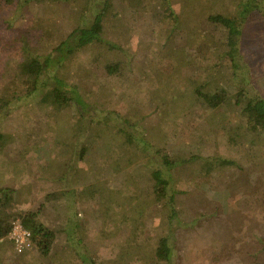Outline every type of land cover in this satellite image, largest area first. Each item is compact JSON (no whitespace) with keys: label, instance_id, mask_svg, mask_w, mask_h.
<instances>
[{"label":"rangeland","instance_id":"obj_1","mask_svg":"<svg viewBox=\"0 0 264 264\" xmlns=\"http://www.w3.org/2000/svg\"><path fill=\"white\" fill-rule=\"evenodd\" d=\"M159 1L135 7L126 0L26 6L0 0V97L11 99L0 109V189H14L10 221L40 210L38 221L57 234L47 254L37 248L18 254L9 238L2 239L0 264H83V255L97 264H156L158 240L172 223L170 209L143 174L132 176L136 163L148 164L149 153L126 143L119 119L108 126L90 123L108 111L147 116L143 124L157 147L229 157L242 166L206 173L198 162L174 171V188L183 192L173 222L179 224L175 264H264V133L241 139L248 124L235 94L218 109L193 101L197 86L216 85H231L233 93L245 86L264 98V13L240 26L245 73L237 77L225 55L227 33L206 19L235 14L241 0H170L174 20ZM99 10L100 42L53 69L95 109L85 116L74 108L59 110L42 98L44 89L40 97L20 101L24 45L33 54H48ZM109 66L117 67L114 73ZM68 220L78 223L77 233L67 228Z\"/></svg>","mask_w":264,"mask_h":264},{"label":"trees","instance_id":"obj_2","mask_svg":"<svg viewBox=\"0 0 264 264\" xmlns=\"http://www.w3.org/2000/svg\"><path fill=\"white\" fill-rule=\"evenodd\" d=\"M37 1L39 0H17V3L20 6H26ZM126 1L130 6L135 7L143 2V0ZM159 2L166 15L170 16L173 20L176 19L170 0H160ZM261 2H264V0H241L237 5L238 9L235 14L216 13L209 15L206 19L214 29L227 33V42L225 41V43L228 44L229 49L225 51V55L229 57L232 68L237 77L239 76L238 71H240V73H245V65L242 60L244 55L241 51L240 45V26H242L244 22H247L248 18L249 20L253 19L255 17V12L258 13L261 11L264 13V5ZM177 26L179 27V25ZM177 26L172 30L175 31ZM103 30L104 12L99 10L89 23L73 29L67 38L48 54H33L24 45V50L28 52H26V55L20 61L18 68V77L22 79L21 95H18L19 100L31 101L34 97L38 98L40 97V92H42L41 90L44 89L45 91L42 98L49 100L50 104L57 109L65 110L74 108L84 116L90 114L95 107L91 106L90 103H87L75 88H67L63 79L58 75V72H53V69L55 68L58 70L59 67L75 55L78 50L94 42H100V35ZM189 47H192V45L189 44ZM29 52L31 53L30 55L28 54ZM198 53L200 52L198 51ZM204 59H207V57ZM107 69L108 72L114 73L117 67L109 66ZM50 71L52 72V75L50 74ZM205 84L212 83L207 82ZM231 87L233 86L216 85L210 90H204L202 87L197 86L193 92L194 104L200 105L201 107L218 109L231 100L232 95L235 94V103L242 105L243 112L247 117L246 122L248 124V128L239 136L242 140L251 139L254 136H262L264 133L263 96L257 93H252L251 90L241 85L239 88L236 87V91L233 93L230 90ZM10 102V98L5 96L0 97V109L5 108ZM157 110L161 111L160 108H157L151 111L150 114H153ZM110 113L111 112L108 111L106 113V118H103L102 120L91 117L92 121H90V123L97 122V124H105L108 126L113 120L119 119V129L124 133L126 143L143 145L142 149L149 153L150 161L148 164H142L141 162L136 163L134 166L135 171H132L131 173L135 179L141 177L143 174L146 179L152 182L153 193L157 197L166 200V205L170 209V222L172 223H170L167 232L160 236L158 240L157 247L155 248V263L175 264L174 252L175 247L177 246L176 235L179 224L175 226L173 225V222L179 219L180 211L177 209V201L179 195L183 192L174 188V171L179 167L198 162L206 173L213 172L217 167L241 168L242 166L238 160L229 157L204 156L200 153L193 154L192 152H189V155L185 156L172 153L161 146L157 147V145L148 137L149 128L145 127L143 124V121L147 116L133 119L132 116L120 113L119 111H112V115H110ZM130 128H132V130ZM2 138H4V135L0 133V139ZM87 139L89 143L91 141L93 142V137H91V135H89ZM81 147L80 157L82 158L88 153L89 144L82 145ZM111 199L115 200L114 197ZM13 200L14 189L8 187L0 189V241L2 239L6 240L9 237L12 228V221L10 220L14 215L7 213V210ZM39 211H25L21 214V217L24 227L32 232V238L34 241L33 248H37L40 252L47 254L51 250L57 234L54 229H50L38 221L37 217ZM67 224V228L70 229L71 233L78 232L77 222L68 220ZM259 242L261 243L264 252V239H260ZM11 243L13 244L12 241ZM29 251L18 254H24ZM81 259L83 264H97L93 258L91 259L85 255H83Z\"/></svg>","mask_w":264,"mask_h":264},{"label":"built area","instance_id":"obj_3","mask_svg":"<svg viewBox=\"0 0 264 264\" xmlns=\"http://www.w3.org/2000/svg\"><path fill=\"white\" fill-rule=\"evenodd\" d=\"M33 235L31 230L24 227L22 220L16 219L12 222V228L9 234L17 253L29 251L34 247Z\"/></svg>","mask_w":264,"mask_h":264},{"label":"clouds","instance_id":"obj_4","mask_svg":"<svg viewBox=\"0 0 264 264\" xmlns=\"http://www.w3.org/2000/svg\"><path fill=\"white\" fill-rule=\"evenodd\" d=\"M9 238V237H8ZM10 239V238H9Z\"/></svg>","mask_w":264,"mask_h":264}]
</instances>
